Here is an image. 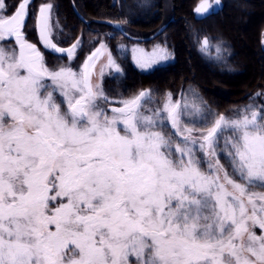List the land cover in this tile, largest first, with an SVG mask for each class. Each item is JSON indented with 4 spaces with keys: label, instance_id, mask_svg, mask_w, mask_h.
<instances>
[{
    "label": "snow or ice",
    "instance_id": "6c2138e0",
    "mask_svg": "<svg viewBox=\"0 0 264 264\" xmlns=\"http://www.w3.org/2000/svg\"><path fill=\"white\" fill-rule=\"evenodd\" d=\"M29 3L9 13L0 0V264H264V108L220 114L199 138L170 93L162 108L145 110L141 91L109 111L93 82L106 46L79 73L50 69L24 38ZM52 7L40 8V38L64 52L50 38ZM133 52L141 67L168 57ZM108 64L120 71L110 54Z\"/></svg>",
    "mask_w": 264,
    "mask_h": 264
},
{
    "label": "trees",
    "instance_id": "16d2710c",
    "mask_svg": "<svg viewBox=\"0 0 264 264\" xmlns=\"http://www.w3.org/2000/svg\"><path fill=\"white\" fill-rule=\"evenodd\" d=\"M45 2L53 4V13L66 40L72 41L79 34L83 35L81 55L88 49V38L102 31L115 32L108 37L112 50L116 49L117 40L130 41L95 20L118 21L126 32L135 36H148L166 24L156 40L165 42L172 49V62L161 76L155 78L142 75L130 65L129 72L137 77L135 88L150 87L153 91L165 89L181 93L191 86L217 114L225 116L233 107L246 104L255 92L264 90V0H225L203 18L195 15L200 0H32L29 4L31 20L38 5ZM235 2L251 7L250 13L254 16L250 21ZM73 4L79 14L90 21L89 25L77 16ZM238 16L248 19H245V25L235 22ZM191 21L203 22L208 30H213L231 44V56L227 61L236 70L210 68L204 62L191 45L188 25ZM241 32L250 44L248 48L239 46Z\"/></svg>",
    "mask_w": 264,
    "mask_h": 264
},
{
    "label": "rangeland",
    "instance_id": "374dc122",
    "mask_svg": "<svg viewBox=\"0 0 264 264\" xmlns=\"http://www.w3.org/2000/svg\"><path fill=\"white\" fill-rule=\"evenodd\" d=\"M32 1V0H31ZM30 1V2H31ZM205 1V0H200ZM210 3L211 9L214 7V1L215 0H206ZM221 2L225 0H220ZM7 5L9 6L8 11L9 13L12 11V5L16 3V0H6ZM50 4V3H47ZM264 4V3H263ZM41 4L38 7L37 13L40 14V8ZM52 5V4H51ZM236 7H238L242 11V15H246L250 21L251 18H253L254 15H251V7H249L246 4H240L235 2ZM53 6V5H52ZM29 10V8H28ZM51 9L50 13V26H51V35L50 38L52 39V42L56 45L60 46L56 40H61L60 32L58 27V23L56 22L57 19L55 18L53 12ZM244 13V14H243ZM255 14V13H254ZM38 14H35V17L37 18ZM35 18V21H36ZM247 18L244 17H236L235 22H242L243 25H245ZM248 23V22H247ZM190 28V41L191 45L194 48V50L202 56L204 62L210 67V68H223L226 70H236L235 67H232L231 64L227 61L228 57L231 56L230 49H232L231 44L225 40L222 39L218 34H216L213 30H208L206 24L203 22L196 23L191 21L188 23ZM252 24H250L251 26ZM210 31V32H209ZM242 33V32H241ZM114 35L113 31H102V33L98 35H94L91 38H88V43L86 44V47L88 48L85 53H82V55H78L77 51H79V48L82 43V39L79 38V40L74 41L71 46L74 44H77V41H79L78 46L75 48L74 54L72 57H69L67 55V61L63 60H56L55 63H58V66L55 67L51 64L48 65V67L52 70H58L60 67H71L73 71H76L79 73L83 66V60L86 58V55L96 49L101 44L105 45L106 47L102 49L105 53V57L102 58V60L98 63V65L95 68V75L93 77V82L98 83L103 88L105 94L111 98L112 102L118 103L121 99H127L131 98L138 94L139 91H144L145 88H135L134 84L136 83V74H133L129 72V66L132 65L134 69H137L138 72H141L142 75L148 77V78H155L161 76L167 69L168 65L172 62V49L166 44L165 42L161 41H152L150 43L146 42H140V41H123L122 39L117 40L116 43V49L112 50L108 43V37H111ZM240 36L239 46L240 48H248L250 46L248 40L246 39V36L242 33ZM207 37L209 40V46L206 49L202 48V41L203 39ZM221 38V39H220ZM7 43V41L4 42V46L6 48H13ZM262 44L264 47V30L262 31ZM163 48L167 50L168 57L166 59H160L156 58L155 62L150 63L147 67H141L136 59H134V55L139 57L140 53L133 52V49H142L144 53L151 54L157 47ZM217 47L220 48V51L217 52ZM109 54L111 55L112 59L115 61L116 65L119 66L120 71L117 72L114 67H110L108 64V58ZM109 67V68H108ZM247 69H249L247 67ZM101 70H103V75H101ZM248 71V70H247ZM108 73V75H107ZM108 76V77H107ZM107 77V78H106ZM151 94V100L150 102H145V110L146 109H157L162 108L164 103L167 100L168 94H171V100L173 103L180 102L181 104V127H193L197 131L193 133V135L197 138H199V130L205 129L207 127H210L212 123H214L215 119L218 117L219 114L215 110H213L202 98L200 93L192 88L191 86H188L184 91L181 93H175L171 92L165 89H161L159 91H153L152 89L149 91ZM257 93L260 95L257 96ZM109 94V95H108ZM187 102L189 104L188 109L183 108V104ZM195 103L198 105L202 111L197 113L194 112L192 109V104ZM253 105L258 110L261 108H264V90L263 91H257L251 97L249 98L248 102L246 104L235 106L232 108L231 113L227 115V117L234 118L236 115H238L239 110L245 108L247 105ZM146 114H150L146 112ZM205 117L207 119H205ZM210 122L208 125L207 123ZM170 122H168V126L165 129L166 133H171L170 129ZM229 135L228 132L224 133V136ZM183 137L176 136L175 140L176 142H181ZM221 146L223 145V139L220 141ZM198 156H202L201 153H197ZM220 163L226 166L228 168L227 161L224 157V155L220 154ZM230 171V169H229ZM255 191H264V189H255ZM257 235L261 234V230L259 228L255 229Z\"/></svg>",
    "mask_w": 264,
    "mask_h": 264
},
{
    "label": "flooded vegetation",
    "instance_id": "af4514ba",
    "mask_svg": "<svg viewBox=\"0 0 264 264\" xmlns=\"http://www.w3.org/2000/svg\"><path fill=\"white\" fill-rule=\"evenodd\" d=\"M31 1V0H30ZM28 8H29V5H28ZM14 9H12V11H13ZM213 9H211V6L209 5V7H208V10L206 11V12H204V13H199V14H205V13H209V12H211ZM11 11V12H12ZM35 11H37V10H35ZM75 11V10H74ZM10 12V13H11ZM78 12V11H77ZM76 13V12H75ZM79 13V12H78ZM35 14H36V12L33 14V18H32V20H31V15H30V13H29V10H28V16H27V18H26V22H25V29H24V38L29 42V43H32V44H34V45H36V47L41 51V53L44 55V57H45V62H46V64H47V66L49 65V64H51L52 66H54L55 65V67L53 68V69H55L57 66H58V63H55V61L56 60H58V59H60V60H63V61H67V55H53V54H51L50 52H48V51H46L42 46H41V44H40V41H39V35H38V31H37V27H36V21H35ZM77 14V13H76ZM198 14V15H199ZM55 16V15H54ZM77 16L79 17V16H81L80 14L78 15L77 14ZM56 18V17H55ZM79 18H81V17H79ZM86 24H90V21L89 20H85L83 17L81 18ZM57 23H58V25L60 26V28L58 27V29L57 30H59V32H60V35H62L61 36V40H56L57 41V43L60 45V46H62V47H71V44L74 42V41H76V40H79V38H81L82 39V43L83 44H81V46H80V48H79V51H77V54L80 56L81 55V49L83 48V45H84V38H83V35L82 34H79L77 37H75L72 41H68V40H66L65 39V35H64V33H63V28H62V26L59 24V22H58V20L56 21ZM90 27V26H89ZM7 41V43H5V44H8V45H10L11 47H18L17 45H16V43H15V39L14 38H12L11 40H6ZM98 48H100V46H98L96 49H98ZM96 49H94V50H92V51H90L87 55H86V58L83 60L84 62H83V64L85 63V61L87 60V57L89 56V54H91V53H93V52H95L96 51ZM86 52V51H85ZM84 51H83V53H85ZM105 55V53H104V51L103 50H101V54L96 58V60L94 61V63H95V68H96V66L98 65V63L102 60V58L103 57H105L104 56ZM109 68V67H108ZM94 75H95V69H94V71H93V77H94ZM107 75H108V73H107ZM108 77V76H107ZM106 77V78H107ZM141 91H139L138 92V94L140 93ZM137 94V95H138ZM109 95V94H108ZM109 100L111 101V103L110 104H107V105H104L106 108H108L109 109V111H110V108L111 107H119L120 105H119V103H116V102H112V100H111V98H109ZM172 131V130H171ZM172 132H174V131H172Z\"/></svg>",
    "mask_w": 264,
    "mask_h": 264
},
{
    "label": "water",
    "instance_id": "95a60500",
    "mask_svg": "<svg viewBox=\"0 0 264 264\" xmlns=\"http://www.w3.org/2000/svg\"><path fill=\"white\" fill-rule=\"evenodd\" d=\"M204 3H207V2H204ZM215 4H220V2L218 1H216L215 2ZM207 5H208V3H207ZM74 7V10H75V12L79 15V13L77 12V10H76V8H75V6H73ZM39 12V11H38ZM38 15H37V18H36V27H37V31H38V35H39V41H40V44H41V46L46 50V51H48V52H50V53H52V54H55V55H67L68 53H67V49H69V48H71V47H62V46H58L57 45V47L58 48H62V49H65V51L64 52H57V51H55V50H53V49H51V48H47V47H45V45H44V43L42 42V40H41V38H40V30H39V25H38V18H39V13H37ZM79 17H81L82 18V16H79ZM99 23H103V24H106V25H109V26H111L112 28H114V29H116V30H118L123 36H125V37H127V38H129V39H131V40H136V41H148V40H151V39H153V38H155L156 36H158L163 30H164V28L166 27V24H164V25H162L157 31H155L153 34H151V35H149V36H146V37H137V36H133V35H130L129 33H127L123 28H122V25L119 23V22H117V21H111V20H97ZM92 54V53H91ZM90 54V55H91ZM89 55V56H90ZM88 56V57H89ZM87 57V58H88ZM86 62V61H85ZM144 91H149V89L148 88H146Z\"/></svg>",
    "mask_w": 264,
    "mask_h": 264
}]
</instances>
